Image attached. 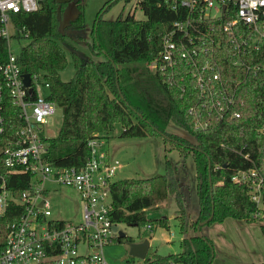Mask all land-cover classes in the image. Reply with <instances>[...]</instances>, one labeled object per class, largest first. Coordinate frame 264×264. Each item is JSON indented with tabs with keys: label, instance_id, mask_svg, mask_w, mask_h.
<instances>
[{
	"label": "trees",
	"instance_id": "1",
	"mask_svg": "<svg viewBox=\"0 0 264 264\" xmlns=\"http://www.w3.org/2000/svg\"><path fill=\"white\" fill-rule=\"evenodd\" d=\"M117 1L109 0L105 11ZM64 6L58 0H45L37 11L20 13L16 19L17 27L23 30L22 39L28 41L22 45L19 56L22 69L42 74L49 84L47 98L63 109L61 128L48 140L47 161L54 166L82 168L91 156L90 141L110 136L116 124H121L123 137L162 135L172 142L171 149L192 152L199 203L195 220L186 211L177 179L170 173L169 161L168 170L163 174L116 179L109 185L113 221L140 227L151 224L169 229L168 216L149 219L146 211L161 206L176 193L179 205L176 220L183 235L181 250L167 254L153 251L143 264H169L172 260L181 264H211L215 256L212 240L190 231L229 217L245 222L258 219L264 234V215L253 216L257 205L251 200L247 185L232 180L234 172L241 168L255 167L264 173V132L258 130L264 125V49L245 56L250 68L235 65L232 44L222 30L228 16L205 22L216 29L220 40L208 56L218 61L223 78L238 81V99L243 101L239 118L221 119L200 103L194 73L201 70L196 71L181 59L175 72L177 83L171 84L168 80L171 72L155 71L147 65L160 56L164 34L186 10L173 9L159 0H145L143 20L133 15L105 19L103 10L100 11L92 27V47L105 58L95 61L85 54H73L75 75L63 80L61 72L68 64L65 46H71L67 38L87 30L80 0H77L80 14L72 23L75 31L68 33L60 28L58 10ZM191 107L196 108L202 120L210 119L206 128L196 127L197 116L190 112ZM7 119V130L0 135V145L21 125L14 107ZM171 123L185 129L196 142L169 132ZM236 149L250 153L255 164ZM0 174L16 196L29 186L32 176L4 165L0 166ZM21 213L20 204L12 202L0 215V250L6 240L7 224Z\"/></svg>",
	"mask_w": 264,
	"mask_h": 264
},
{
	"label": "built area",
	"instance_id": "2",
	"mask_svg": "<svg viewBox=\"0 0 264 264\" xmlns=\"http://www.w3.org/2000/svg\"><path fill=\"white\" fill-rule=\"evenodd\" d=\"M45 0H0V135L6 133L8 115L16 108L21 125L0 145V166L31 173L29 186L18 196L7 187L0 174V215L12 202L20 204L22 213L7 224L0 264H109L104 247L120 238L113 230V198L109 188L119 164L103 149V141H90L91 156L82 168L54 166L46 159L49 138L46 127L58 104L47 98L49 84L40 73H29L26 86L13 41L22 39L23 30L16 25L20 13L37 11ZM145 0H137L142 9ZM176 10H186L176 19L162 40L160 56L147 65L155 71L171 72L168 80L176 84L175 72L180 60L196 68L194 77L200 90V103L221 119L239 118L243 101L238 99V81L223 78L218 61L212 54L220 44L216 29L205 24L225 16L222 30L228 35L235 65H246L245 56L264 49V0H159ZM204 25L206 27H204ZM203 70V72H202ZM61 108V107H59ZM190 112L196 116L195 107ZM197 128H206L210 119L197 116ZM264 132V125L258 129ZM245 148V147H244ZM255 164L250 153L236 149ZM232 180L245 184L257 205L254 217L264 215V173L258 168L237 169ZM49 183L76 189L83 203L82 220L74 223L54 217L46 197ZM152 226H142L149 231ZM119 241V240H118ZM79 247L86 248L80 252ZM132 264H143L144 259ZM169 264H181L170 261Z\"/></svg>",
	"mask_w": 264,
	"mask_h": 264
},
{
	"label": "rangeland",
	"instance_id": "3",
	"mask_svg": "<svg viewBox=\"0 0 264 264\" xmlns=\"http://www.w3.org/2000/svg\"><path fill=\"white\" fill-rule=\"evenodd\" d=\"M80 1L87 30L85 33H78V36H81V38L78 36H68L67 38L71 46H65L68 55V64L61 72V78L63 80H69L75 75L73 54H85L95 61L105 58L104 54L97 53L92 47V27L100 11L103 10V17L105 19H116L119 16L126 17L127 15H133L138 20L145 19L144 11L137 5V0H118L106 11L105 8L108 4L106 6L105 4L109 0ZM64 8L65 6L63 10ZM27 42L26 39L14 40V51L20 52L22 45ZM62 121L63 109L58 107L56 113L50 118V122L46 127V135L50 138L56 136L61 128ZM122 130L121 124H116L115 130L110 136L99 138V140L103 141V149L109 154L110 158L119 161L112 178L116 180L123 178L153 177L167 172L169 161L170 173L177 179L178 190L185 200L186 211L190 219L195 220L199 212V203L197 196L196 167L192 152L181 153L180 150L176 148L171 149L173 146L172 142L166 141L162 135L123 137L120 135ZM167 130L191 142H196L191 134L174 123H171ZM47 187L49 190L46 197L50 200L53 216L62 217L65 220L79 223L82 220L83 203L78 191L72 187L60 186L55 183H49ZM178 209L179 205L176 199V193H172L161 206L149 208L146 211L147 218L149 219L169 215L171 223L169 229L154 225L149 231L145 232L142 230V227L125 222L118 223V226L120 230H123L136 240L141 239L142 235L149 237L152 244L149 253L153 251H157L160 254L179 252L181 250L183 235L180 232L176 220ZM239 220L234 218H228L226 220V223H235L238 221L239 224L245 226L238 227L237 230L234 229L229 232L234 251L238 253L241 249H245L244 251L248 255H254L258 252L264 259V234L260 226L261 222L258 219L255 222H245L244 220L240 222ZM199 231L201 235H203L202 230L199 229ZM197 232L198 230L194 231L193 229L190 231L191 234ZM223 235L224 233L220 234V236ZM128 249L127 244L116 240L108 243L104 247V254L109 264L136 263L138 259L131 255H129L127 259H122L123 256L127 254ZM79 251L82 253L87 250L84 247H79ZM214 251L215 256L211 264H220L222 261L221 255L218 249H215V246ZM237 256H240V253H238Z\"/></svg>",
	"mask_w": 264,
	"mask_h": 264
},
{
	"label": "crops",
	"instance_id": "4",
	"mask_svg": "<svg viewBox=\"0 0 264 264\" xmlns=\"http://www.w3.org/2000/svg\"><path fill=\"white\" fill-rule=\"evenodd\" d=\"M168 216L169 215H164ZM230 218V217H229ZM226 218L224 221L213 224H207L203 225L200 229L202 230V234L209 239H211L214 242L215 249H218L219 254L221 255V262L220 264H251V263H257L261 264L264 262V259L258 252H256L254 255H248L245 253V249H241V251H238L240 253V256H237V252L234 251L233 245L231 243V239L229 235V232L234 229H238V227H245L239 224L238 221L235 223L227 222ZM239 220V219H237ZM240 222H243L239 220ZM220 232V233H219ZM223 236H220V234H223ZM149 238V237H146ZM150 239V238H149ZM151 242V239H150ZM152 245V244H151ZM236 245V244H235ZM237 247V245H236ZM151 248V247H150ZM242 254V256H241ZM224 261V262H223Z\"/></svg>",
	"mask_w": 264,
	"mask_h": 264
},
{
	"label": "water",
	"instance_id": "5",
	"mask_svg": "<svg viewBox=\"0 0 264 264\" xmlns=\"http://www.w3.org/2000/svg\"><path fill=\"white\" fill-rule=\"evenodd\" d=\"M60 4H67L64 10L59 8L58 17L60 20V28L63 30L65 27L71 25L74 20H76L80 14V9L77 6V0H58ZM72 32V31H70ZM26 86L30 84V74H24ZM118 229V225L115 224L113 226V230L116 231ZM120 240L126 239V244L129 248L127 254L123 256L122 259H127L129 255L134 256L136 258L145 259L150 251L151 242L149 238H143L136 241L129 240L127 237L129 235L123 230L118 231ZM197 235L202 236L201 232L198 229Z\"/></svg>",
	"mask_w": 264,
	"mask_h": 264
},
{
	"label": "flooded vegetation",
	"instance_id": "6",
	"mask_svg": "<svg viewBox=\"0 0 264 264\" xmlns=\"http://www.w3.org/2000/svg\"><path fill=\"white\" fill-rule=\"evenodd\" d=\"M67 6V4H65V7ZM65 9V8H64ZM65 32H69V33H71L70 31H75V29H74V26L72 25V23H71V25H69V26H67V27H65L64 29H63ZM129 240H132V241H136V239L135 238H133V237H131V236H129V237H127ZM143 238H146V236L145 235H142V237H141V239H143ZM121 242H124L125 244H126V239H123ZM129 250V249H128Z\"/></svg>",
	"mask_w": 264,
	"mask_h": 264
}]
</instances>
